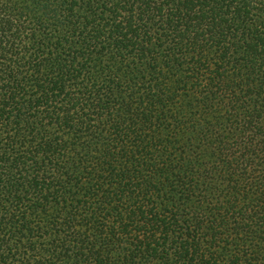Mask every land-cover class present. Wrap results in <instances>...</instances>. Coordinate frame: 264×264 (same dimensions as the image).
I'll use <instances>...</instances> for the list:
<instances>
[{
	"label": "trees",
	"instance_id": "1",
	"mask_svg": "<svg viewBox=\"0 0 264 264\" xmlns=\"http://www.w3.org/2000/svg\"><path fill=\"white\" fill-rule=\"evenodd\" d=\"M0 264H264V0H0Z\"/></svg>",
	"mask_w": 264,
	"mask_h": 264
}]
</instances>
